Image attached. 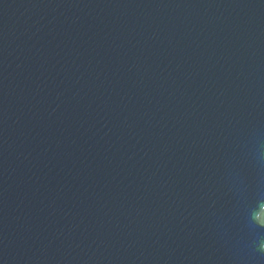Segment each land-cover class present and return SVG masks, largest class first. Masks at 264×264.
<instances>
[{"label": "water", "instance_id": "1", "mask_svg": "<svg viewBox=\"0 0 264 264\" xmlns=\"http://www.w3.org/2000/svg\"><path fill=\"white\" fill-rule=\"evenodd\" d=\"M0 264H264V0H0Z\"/></svg>", "mask_w": 264, "mask_h": 264}]
</instances>
